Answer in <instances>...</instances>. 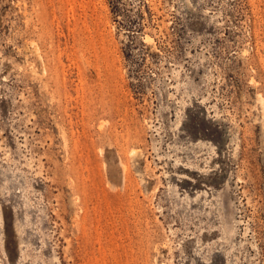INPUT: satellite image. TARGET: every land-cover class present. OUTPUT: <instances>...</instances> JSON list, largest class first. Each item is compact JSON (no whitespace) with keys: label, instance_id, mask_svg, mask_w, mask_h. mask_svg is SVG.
<instances>
[{"label":"rangeland","instance_id":"374dc122","mask_svg":"<svg viewBox=\"0 0 264 264\" xmlns=\"http://www.w3.org/2000/svg\"><path fill=\"white\" fill-rule=\"evenodd\" d=\"M263 118L264 0H0V264H264Z\"/></svg>","mask_w":264,"mask_h":264},{"label":"bare ground","instance_id":"6f19581e","mask_svg":"<svg viewBox=\"0 0 264 264\" xmlns=\"http://www.w3.org/2000/svg\"><path fill=\"white\" fill-rule=\"evenodd\" d=\"M147 40L149 41V38H147ZM46 68V67H45ZM50 68V67H49ZM55 68V67H54ZM46 69H48V68H46ZM53 69V68H52ZM45 70V69H44ZM55 70V69H54ZM50 71V70H49ZM48 71V72H49ZM52 71V70H51ZM53 72V71H52ZM53 74V73H52ZM55 74V73H54ZM47 75H48V73H47ZM49 75H51L50 73H49ZM55 77V76H54ZM50 78H52V77H50ZM264 119V118H263ZM132 153V152H131Z\"/></svg>","mask_w":264,"mask_h":264}]
</instances>
